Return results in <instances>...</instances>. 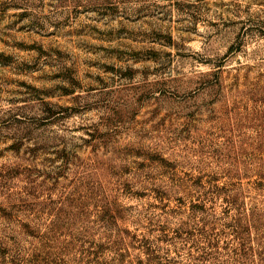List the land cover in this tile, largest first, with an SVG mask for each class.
Segmentation results:
<instances>
[{
	"label": "rangeland",
	"instance_id": "rangeland-1",
	"mask_svg": "<svg viewBox=\"0 0 264 264\" xmlns=\"http://www.w3.org/2000/svg\"><path fill=\"white\" fill-rule=\"evenodd\" d=\"M0 264H264V0H0Z\"/></svg>",
	"mask_w": 264,
	"mask_h": 264
}]
</instances>
